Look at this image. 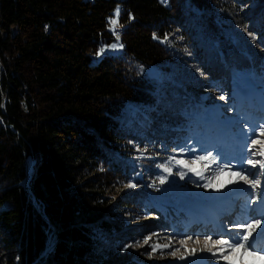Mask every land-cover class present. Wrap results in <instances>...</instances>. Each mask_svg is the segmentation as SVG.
I'll list each match as a JSON object with an SVG mask.
<instances>
[{
  "label": "trees",
  "instance_id": "obj_1",
  "mask_svg": "<svg viewBox=\"0 0 264 264\" xmlns=\"http://www.w3.org/2000/svg\"><path fill=\"white\" fill-rule=\"evenodd\" d=\"M117 6L123 51L93 63L100 44L116 40L108 21ZM250 10L251 24L244 17ZM190 18L208 46L202 36L190 43ZM174 32L183 47L169 41ZM157 66H171L178 78L157 102L165 123L179 125L196 112L205 117L199 95L207 91L237 108L236 86L246 89L245 77L264 88V0H0L4 264H107L126 245L165 229L123 231L133 217H179L149 195L161 186L157 167L167 163L164 145L175 131L147 145L140 124L124 118L131 104H155L162 90L150 71ZM27 167L40 211L21 184ZM132 181L139 189L107 201L108 191ZM46 230L55 245L42 258Z\"/></svg>",
  "mask_w": 264,
  "mask_h": 264
},
{
  "label": "rangeland",
  "instance_id": "obj_2",
  "mask_svg": "<svg viewBox=\"0 0 264 264\" xmlns=\"http://www.w3.org/2000/svg\"><path fill=\"white\" fill-rule=\"evenodd\" d=\"M254 5L255 4H249V6L245 7V10ZM253 11L254 10L246 11L244 15L246 22L249 24H251V15ZM113 15L111 17H113ZM186 27L189 28L191 34L190 43H194V38L198 39L200 36L204 38L203 34L195 28V19L190 18ZM235 27L239 29L238 31H241L244 26L237 24L234 28ZM234 38L235 36L233 35V39ZM169 41H178L179 46H182L183 37H180L174 32L173 39ZM204 42L206 43L205 46H208L205 38ZM114 43L121 44L120 40L119 42L114 40L110 44L101 43L97 51V53L100 54L98 55L96 53L93 55V63L99 62L105 55L121 53L123 48L112 49L110 47ZM213 46V48L218 47L217 44ZM246 46L248 45L246 44ZM101 49H104V51L100 52ZM215 49L214 51H217ZM183 50L184 55H194L187 48ZM220 55H222L221 52ZM176 74V71L172 69L171 66L169 69L162 66H157L152 69L150 75L158 79L159 89L162 90L160 93H156L155 104H145L143 106L131 104L125 110L124 118L133 126L140 124L138 132L141 137L144 138V143L147 145H157V140L162 138L161 136L166 132V129L175 131L174 139H171L169 143L164 145L167 153L166 164L172 167L173 174L169 176L167 173L163 172L161 167H157L160 177L163 176L167 179L163 185L160 184L161 186L150 190L149 195H151L154 201L165 211L168 213L175 212L179 217H172L169 222L161 218L155 219L152 216L141 218L133 217L132 220H129L127 225H121L123 231L135 228L144 229L149 227L150 224H160L162 228L165 229L157 235L147 236L151 237V239L149 243L143 247L123 248L119 254L110 257L107 260V264H225L223 261H218L216 257H213L209 252L200 251V249L204 247L202 238L212 235L215 239L218 235L224 234L235 236L237 230L233 229L229 231L233 224L243 223L250 218H258L264 215V207L261 206L262 203H264V176L249 177L250 179L259 178L261 180L260 187L255 190L256 195H261V200H258L255 204H249V201L253 199V189L243 184V182L229 184V176L225 174L221 176L218 181V186L223 185L220 191H215L211 188L205 189L202 185L206 183V179H200L194 173L188 172L186 168H182L175 163L176 160L181 159L190 163L191 160L195 159L197 156L212 152L213 157H217V154H219L218 163H229L230 165H234L233 171L243 167L249 169L252 173L258 174L260 172L259 167L252 168L245 161L248 158L261 159L259 155L252 157V153L248 151V147L250 140L254 138L252 131H255L259 124L264 123V88L256 87L250 78L245 77L246 89L242 90L239 86H236L235 95H238L237 108H233L234 106L230 105V101L219 91H216V93H210L209 91L203 92L199 95V98L204 102L203 107L206 116L202 117V115L197 112L191 116L184 114L183 120L179 125H174V123L171 125L168 121L165 123L162 120L164 117L159 118L163 116V114L159 108L160 103L158 104L157 102L161 97L163 98L165 96L164 94H166L167 91H173L178 79ZM189 75L194 76L195 79L201 78L198 73L196 75L189 73ZM172 107L173 106L169 108L171 109ZM249 107L251 113H249ZM165 117H167V115ZM209 124L213 126V129L210 130L211 132L208 130L210 129L208 126ZM197 125L201 126L200 129L197 128ZM259 138L264 139V137ZM182 148L185 149V151L181 152L180 149ZM193 149H195V151H193ZM259 150L260 147L257 145L254 151L258 153ZM140 154L144 153L141 152ZM170 157L174 159L170 161ZM31 162L33 163L32 160ZM205 165H207V167H205ZM195 167L197 170L203 171L205 178L212 177L216 170V164L211 163V161L198 162ZM180 171L186 173L183 180H181L177 174ZM232 179H235V177ZM132 184H135L136 187H124L122 189L112 188L105 195L107 201L113 203L121 196V193L139 189V182L132 181ZM230 189H236V191H230ZM4 207H6V205H3L0 209ZM224 209L227 211L234 209L232 210L233 221H229L228 219L223 221L217 218V213ZM202 219L204 221H208L207 219H209V221H214L215 219L217 222L213 225L208 223V228L201 225L197 226L196 221H203ZM261 229H264V222L261 224ZM261 229H257V231L253 233L251 239H256ZM46 233L48 238L46 247L40 254L42 258L47 257L46 252L49 248L48 245L51 242L55 245V237L52 236L48 230H46ZM188 236H192L193 238L201 237L200 244L189 241L185 246L189 250L196 248L197 251L195 255H188L178 243L179 240L185 239ZM263 239L264 237L260 238V240ZM3 240V236L0 235V264H4L8 259V256H5V252L1 247V241ZM169 241L172 242V247L163 250L158 249L156 253L149 258L148 254L151 253L153 244L162 245L169 243ZM256 241L259 240L257 239ZM140 242L142 243L143 241L141 240ZM261 244L262 243H259L257 246L264 247V243ZM52 247L54 248L53 245ZM175 248H181V251L176 257H173L169 255V253ZM180 255H185L186 259H179ZM245 259L248 261V264H253L252 257L248 256L245 257Z\"/></svg>",
  "mask_w": 264,
  "mask_h": 264
},
{
  "label": "snow or ice",
  "instance_id": "obj_3",
  "mask_svg": "<svg viewBox=\"0 0 264 264\" xmlns=\"http://www.w3.org/2000/svg\"><path fill=\"white\" fill-rule=\"evenodd\" d=\"M119 17L120 8L119 6H117L113 17L109 18L108 21L110 26L109 30L112 31L113 35L116 37L117 42H119L120 40V35L116 31L117 28L120 26ZM154 38H157L155 34ZM166 39L167 37H165V40ZM110 47L112 49L123 48V44L114 43ZM103 51L104 49L100 50V52ZM97 54L99 55L100 53ZM252 135L254 138L250 140L248 151L252 153V157L259 155L261 159L257 160L254 158H248L245 162L252 168H257L258 166L260 169V172L258 174L252 173L249 169L243 167L236 171H233L234 165H230L229 163H218L217 161L219 154H217V157H213L212 152H207L205 155L197 156L195 159L191 160L190 163L183 159L176 160L175 163L181 166L182 168H186L188 172L194 173L200 179H206V183L202 185L205 189L211 188L215 191H220L223 185L218 186V181L220 177L225 174L229 176V184L243 182V184L248 185L251 187V189H253V199L249 201V204H255L258 200H261V195L255 194V190L261 185V180L259 178L250 179L249 177L264 176V139L259 138L264 137V123L259 124L258 128L255 131H252ZM257 145H259L260 147L258 153L254 151V148ZM180 151L183 152L185 151V149L182 148L180 149ZM193 151H195V149H193ZM169 159L171 161L174 158L170 157ZM204 161H211V163L216 164V170L212 177L205 178V176L203 175V171L197 170V168L195 167L198 162ZM158 167H161L163 172L167 173L169 176L173 174L172 167H170L168 164L158 165ZM205 167H207V165H205ZM177 174L179 175L181 180H183L186 175L184 171H180ZM233 177H235V179H232ZM166 179V177H160L159 183L163 185L166 182ZM125 187L131 188L136 187V185L129 183L125 185ZM230 191H236V189H230ZM261 206L264 207V203H262ZM262 222H264V215L258 218H250L243 223L233 224L232 228L229 231H232L233 229L237 230V234L235 236L224 234L218 235L215 239L212 235L205 236L202 238L204 247L201 248L200 251L209 252L213 257H216L218 261H223L225 262V264H248V261L245 259V257L248 256L253 258V264H264V247H258L256 242L257 239L264 237V229H261ZM257 229H261L259 236L256 239H251L253 237V233L256 232ZM150 239L151 237H146L142 243L137 241L135 244L126 245V248L143 247L144 245L149 243ZM189 241H192L195 244H200L201 237L193 238L192 236H188L185 239H181L178 241L181 248H183L188 255H195L197 251L196 248H192L191 250H189L185 247ZM170 247H172L171 241L162 245L153 244L152 251L148 254L149 258H151L152 255H154L158 249L163 250L168 249ZM181 248H175L169 253V255L176 257L177 254L180 253ZM179 259L184 260L186 259V256L180 255Z\"/></svg>",
  "mask_w": 264,
  "mask_h": 264
},
{
  "label": "water",
  "instance_id": "obj_4",
  "mask_svg": "<svg viewBox=\"0 0 264 264\" xmlns=\"http://www.w3.org/2000/svg\"><path fill=\"white\" fill-rule=\"evenodd\" d=\"M28 159L30 160V158H28ZM26 164H28L27 161H26ZM33 164H34V162H33ZM32 172H33V168H32ZM31 176H32V173L30 174V172L28 171V167H27V177L25 178V180L21 184L32 194L33 203H34L35 207L37 208V210L40 211L39 203H38L37 199L35 198L34 194L32 193V190H31V188L28 184V181H27L28 178L30 180ZM43 216H44L45 220L49 223L47 216L45 214H43ZM53 246H54V243H53ZM52 249H53V247L51 248V250L49 249L46 252V254L48 255L52 251Z\"/></svg>",
  "mask_w": 264,
  "mask_h": 264
},
{
  "label": "bare ground",
  "instance_id": "obj_5",
  "mask_svg": "<svg viewBox=\"0 0 264 264\" xmlns=\"http://www.w3.org/2000/svg\"><path fill=\"white\" fill-rule=\"evenodd\" d=\"M29 180V178L27 179V181ZM224 208V207H223ZM235 209V208H234ZM234 209H232V210H234ZM227 211L226 209H224V210H222V211H220V215H221V219L223 220V221H225L226 219H228L229 221H233L234 219L232 218V216H233V211ZM204 215V214H203ZM216 217V216H215ZM203 220V219H202ZM208 221H209V219H207ZM221 220V221H222ZM208 221H196V225L197 226H199V225H201V226H205L206 228H208ZM216 226V225H215ZM219 227V226H218ZM215 230V229H214ZM206 231V230H205ZM207 233V232H206ZM259 241H257V242H260V243H264V239L263 240H260V239H258ZM261 244V245H262Z\"/></svg>",
  "mask_w": 264,
  "mask_h": 264
}]
</instances>
